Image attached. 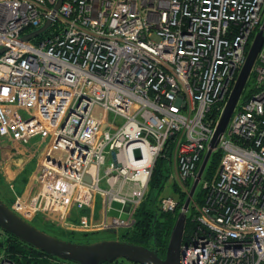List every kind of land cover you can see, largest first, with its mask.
I'll list each match as a JSON object with an SVG mask.
<instances>
[{
	"label": "built area",
	"instance_id": "1",
	"mask_svg": "<svg viewBox=\"0 0 264 264\" xmlns=\"http://www.w3.org/2000/svg\"><path fill=\"white\" fill-rule=\"evenodd\" d=\"M57 1L0 0V179L9 207L65 230L131 228L158 158L169 163L167 181L188 194L211 149L179 264H264V39L251 96L242 100L243 89L210 148L264 0H62L54 9ZM114 201L125 218L109 213ZM157 204L174 213L178 199L164 194ZM0 264L23 263L2 249Z\"/></svg>",
	"mask_w": 264,
	"mask_h": 264
},
{
	"label": "water",
	"instance_id": "2",
	"mask_svg": "<svg viewBox=\"0 0 264 264\" xmlns=\"http://www.w3.org/2000/svg\"><path fill=\"white\" fill-rule=\"evenodd\" d=\"M62 0H58L54 6L57 9ZM47 20L43 26L22 37L28 39L44 31L49 25ZM264 20L256 33L250 49L247 53L244 65L237 77L233 89L227 99L224 110L216 127L215 134L210 143L214 147L220 134L224 131L233 109L246 85L252 65L259 52L263 39ZM5 48H0L2 52ZM211 149H208L197 172L200 177L209 158ZM197 179L191 184L190 190L176 215L175 221L169 233L164 256L158 254L157 248L144 246L131 241L119 239H100L92 242H76L65 240L49 234L16 214L11 207L0 197V228L16 237L23 243L41 250L60 259L76 264H104L118 258H124L137 264H179L181 244L183 242L187 210L197 186Z\"/></svg>",
	"mask_w": 264,
	"mask_h": 264
},
{
	"label": "trees",
	"instance_id": "3",
	"mask_svg": "<svg viewBox=\"0 0 264 264\" xmlns=\"http://www.w3.org/2000/svg\"><path fill=\"white\" fill-rule=\"evenodd\" d=\"M251 81H248L247 88L243 91L242 100H246L251 96ZM263 118H264V110H263ZM221 152L216 151L213 153L212 158L209 162L208 168L209 172L212 171L220 160ZM169 163L164 157H160L156 160V164L153 170V174L151 180L149 182V191L141 205L138 207L136 211V222L135 225L129 230H123L121 232V239L125 241H131L133 243L141 244L144 246H150L153 248H157L158 254L161 256L164 255L165 247L167 244V240L169 237L170 229L175 221L177 211L182 206L185 200V193L182 192L180 194L178 200V207L174 213L163 211L158 207L156 198L158 195L164 190V187L167 182V175L169 172ZM175 187V185H174ZM2 198V196L0 195ZM201 192H197L195 196V200L200 199ZM5 202L6 200L2 198ZM11 200V199H10ZM10 205L11 201L6 202ZM191 212L187 214V221L185 226V235L188 233L192 227L191 213L193 212V207H191ZM47 222V221H46ZM42 222L39 219H35L32 223L44 229L48 232H53L57 230L59 232L62 231L63 234H67V231H64L60 227H55V224L51 222ZM55 232V231H54ZM87 232H79V233H68L67 240L70 241H90L88 239L82 240L84 237L89 235ZM4 242L2 243V247H6V252H9L10 257L15 259L19 263L23 264H72L65 263L63 260L55 263H51L46 256H49L47 253L35 249L22 241L18 240L16 237L5 233ZM1 245V244H0ZM0 247V249L2 248ZM21 257V258H20ZM104 264H137L130 262L124 258L114 259L109 262H105Z\"/></svg>",
	"mask_w": 264,
	"mask_h": 264
},
{
	"label": "rangeland",
	"instance_id": "4",
	"mask_svg": "<svg viewBox=\"0 0 264 264\" xmlns=\"http://www.w3.org/2000/svg\"><path fill=\"white\" fill-rule=\"evenodd\" d=\"M249 79H250V77H249ZM247 84H248V82L246 83L244 90L247 88ZM20 113L21 114H26V112H24V111H20ZM36 138H38V137H36ZM32 168H33V163H30L27 166L26 170L24 169L23 171H21L20 173H18V175H17V177L15 179V189H16L17 192H21L22 191V189L24 187V184H25V182L27 181V179L29 177V174H30L29 172L32 170ZM100 174L101 175L103 174V168H101ZM100 185L103 186L104 183L101 182ZM174 185H175V187H174ZM177 187H178V185L174 181H167L166 182V185L164 187V190L158 195V197L156 198V201H158L159 197L162 196V195H164V194H171V195L175 196L176 199L179 200L180 194L182 192H178L177 191ZM198 189H199V186H197V190L195 192V196H196V194L198 192ZM186 194L187 193H185V198L187 196ZM0 195L2 196V198H4L6 200V202L11 201L10 199H12V195L9 194L8 189H7V186L4 183H0ZM191 207H192V205H191ZM119 209L120 210L122 209L121 205L118 202H115L114 201L112 203V210H111L110 213L113 214V216H119L121 218H125V216H126L127 213H120V210ZM137 209L138 208H136V211H137ZM179 210L177 212H179ZM39 220L42 221V222H46V220L45 219H42V218H39ZM33 225H35V224H33ZM35 226L37 227V225H35ZM55 227H57V226L55 225ZM38 228H40V227H38ZM131 228L119 229L118 231H113V230H93V231H90V232L81 231V232L90 233L89 235H87L86 237H84L82 240H86V239L90 240V241H87V242H92V241H96V240H100V239H119V240H123V239H121V232L123 230H129ZM41 230L45 231L44 229H41ZM57 230H54L55 232L54 231L53 232H51V231L50 232L45 231V232H47L49 234H52L54 236H57L59 238L65 239V240H67L66 238H68V235H67L68 233H70V232H72V233H79V231H73V230H65V229H63L64 231H67L68 232L67 234H63L62 231L59 232ZM170 231H171V229H170ZM0 241L2 243L5 241L3 235H0ZM76 242H81V241H76ZM84 242H86V241H84ZM2 243H0L1 244L0 247H2ZM2 249H5L6 250V247H4V248L2 247L0 250H2Z\"/></svg>",
	"mask_w": 264,
	"mask_h": 264
},
{
	"label": "crops",
	"instance_id": "5",
	"mask_svg": "<svg viewBox=\"0 0 264 264\" xmlns=\"http://www.w3.org/2000/svg\"><path fill=\"white\" fill-rule=\"evenodd\" d=\"M0 183H4L3 181H2V179H0ZM5 184V183H4ZM99 204L97 205V207H95V210H98L99 209ZM111 210H112V208H111ZM111 210L109 211V213L111 212ZM125 210H127V207H123V212L122 213H125ZM81 213H87L88 212V209H84V210H82V211H80ZM111 214V213H110ZM95 215H96V213H95ZM111 215H113V214H111ZM72 217L76 220V213H73L72 214Z\"/></svg>",
	"mask_w": 264,
	"mask_h": 264
}]
</instances>
